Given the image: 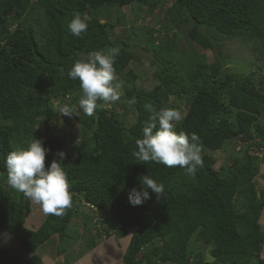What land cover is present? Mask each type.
Masks as SVG:
<instances>
[{
    "label": "trees",
    "instance_id": "1",
    "mask_svg": "<svg viewBox=\"0 0 264 264\" xmlns=\"http://www.w3.org/2000/svg\"><path fill=\"white\" fill-rule=\"evenodd\" d=\"M163 1L0 0V230L28 254L21 259L0 246V264H42L38 248L50 242L57 243L56 255L64 253L62 243L80 236L71 221L82 203L99 210L106 236L122 238L135 229L123 264H204L200 250L189 248L191 240L208 249L211 264H264V191L253 183L264 161L250 151L264 147V77L225 67L234 42L264 73V0H170L158 24L160 36L139 19ZM126 7L145 10L134 12L128 23ZM74 12L89 18L81 37L67 29ZM184 39L210 51L213 62ZM109 47L120 48L116 77L126 72L118 79L120 101L98 107L92 117L82 111L79 117L59 115L56 105H77L83 94L79 81L67 75L75 59ZM141 61L152 72L139 87L129 65ZM146 103L179 109L184 119L176 131L199 136L203 167L195 176L180 167L140 164L132 155L149 116ZM59 117L78 127V141L68 152L64 137L50 135ZM32 137L47 149L46 167L54 159L64 167L73 194L63 218L46 215L35 230L24 226L34 203L8 185L5 166L7 154ZM239 142L246 148L235 156ZM224 146H231L229 164L216 170L212 153ZM146 174L163 184L158 198L141 184ZM134 188L150 198L133 206L128 197ZM95 245L91 237L85 249Z\"/></svg>",
    "mask_w": 264,
    "mask_h": 264
},
{
    "label": "clouds",
    "instance_id": "2",
    "mask_svg": "<svg viewBox=\"0 0 264 264\" xmlns=\"http://www.w3.org/2000/svg\"><path fill=\"white\" fill-rule=\"evenodd\" d=\"M72 16L67 29L73 36L81 37L82 33L87 31L89 18L80 12H74ZM119 54V47H109L75 59L67 75L70 79L79 81L83 94L77 105L58 104L55 111L69 118L79 117L81 111L84 115L92 117L98 107L120 101L123 96V81L117 79L114 68L115 58ZM127 103L132 107L136 100L129 99ZM144 107L149 116L142 129V138L135 141L136 150L132 155L140 164L156 162L169 168L180 167L185 170V174L195 176L197 169L203 167V145L196 133L176 131L177 124L184 119L181 111L173 107H161L157 110L151 103H146ZM25 143L26 147H18L5 158L8 185L22 193L26 199L38 204L43 214L63 218L73 207V194L64 167L55 159L49 166H45L47 149L43 147L42 140L32 137ZM58 156L63 160L65 153L59 152ZM139 180L143 187L151 189L157 198L163 193V184L157 183L147 174L139 177ZM149 198L147 191L138 192L135 188L130 191L128 197L133 206L140 205ZM82 206L93 211L92 221L102 226L103 219L99 210L88 203H82ZM87 221L86 217L85 223ZM130 230L132 236L135 229H128L127 233ZM101 234L106 239H115L113 234L106 236L102 227L94 238L96 245L100 243ZM90 235L92 237L93 234ZM96 245L91 250L97 247ZM212 259L210 255L206 256L208 264H211Z\"/></svg>",
    "mask_w": 264,
    "mask_h": 264
},
{
    "label": "rangeland",
    "instance_id": "3",
    "mask_svg": "<svg viewBox=\"0 0 264 264\" xmlns=\"http://www.w3.org/2000/svg\"><path fill=\"white\" fill-rule=\"evenodd\" d=\"M170 0H165L162 3L159 4L158 10L154 13H151L150 15H147L146 13H142L140 15L139 21L145 22L151 26H153L155 29L160 31V36H162L164 33L161 31V28H159V23L163 19V16L165 14V10L167 7H169ZM140 10H145V8L137 9L136 7H126L125 8V18L128 23H132L133 20V13L139 12ZM184 45L189 46L190 48H193L197 53L201 52L204 54L205 58H207L208 62H213V56L212 53L208 50H203L200 47L194 45L192 42L188 41L187 39H184ZM187 40V41H186ZM230 52L231 56L229 60L226 63V68H230L231 72L241 71L244 73H252L254 75V78L256 79L259 76L264 77V73L261 71H258L256 68V65L254 63V59L252 55L248 53V51L245 48H240L238 44L234 43L230 46ZM146 61H141L140 63L132 62L129 65L130 70L135 72L137 75V79L133 81V83L139 87H142L144 85H147V81L150 78V74L152 70L151 67L146 64ZM126 76V72L120 74L117 76V79H120L122 77ZM173 99V97L170 98V101ZM169 101V103H170ZM118 108V106H117ZM119 109V108H118ZM182 111L185 112L187 109L185 104H181ZM121 112V109H119ZM183 115V113H182ZM126 118V123H131L132 119L129 115ZM261 121L264 122V119L261 118ZM66 121L62 119V117L57 118L52 122L51 129H50V135L51 136H61L64 137L68 143L66 144L63 152L70 151V143L77 142L78 139L76 138V133L78 131L77 124L72 121ZM246 148V144L239 142L237 147L235 148L234 155H240ZM254 148L252 147L250 151L254 152L256 156L261 159V161H264V147H262L258 151H254ZM232 154L231 146H224L222 150H218L212 153L215 164L214 169L218 170L220 167L226 168L229 164L230 155ZM253 183L255 184L256 188L261 192L264 191V168L263 165L260 166V173L256 175L253 179ZM93 211H91L89 208H86L84 206H81L79 211L75 214V216L72 218L71 223L73 226L78 228L80 231V236L77 239L72 240L68 245L64 242L62 243V247L65 249L64 253L61 255H56V249H57V243L50 242L45 243L41 246L39 249V254L42 258V264H64L66 261L69 264H123L122 258L126 249V246L128 244L129 238L131 236V230L127 233L125 238H117L115 239H106V237L101 234L102 236H99L100 243L96 245V249L94 250H86L85 245L87 239L91 238L90 234H93L92 237L95 238L96 234L99 233V230H102V226L95 222H93ZM45 214H43L40 206L38 204H33V209L27 213L25 224L24 226L26 228L35 230L41 223V221L45 218ZM89 216L91 221L86 222V217ZM97 218V217H96ZM259 223L264 231V209L261 212ZM87 227V228H86ZM97 232V233H96ZM102 239L104 241H102ZM0 246L6 250H8L11 254L15 255L18 258L26 259L28 257V254H26L24 251L21 250V248L18 246L17 242L11 237L9 234L5 232H1L0 230ZM190 249H193L195 251H199L202 254V259L205 261L206 264H208V261L206 260V256L209 255L208 249L201 247V245L194 240H191ZM262 256H264V242L261 250ZM204 263V264H205Z\"/></svg>",
    "mask_w": 264,
    "mask_h": 264
},
{
    "label": "crops",
    "instance_id": "4",
    "mask_svg": "<svg viewBox=\"0 0 264 264\" xmlns=\"http://www.w3.org/2000/svg\"><path fill=\"white\" fill-rule=\"evenodd\" d=\"M109 240H110V239H109ZM103 241H104V240H103ZM94 249H96V247H95ZM94 249H93V250H94Z\"/></svg>",
    "mask_w": 264,
    "mask_h": 264
}]
</instances>
